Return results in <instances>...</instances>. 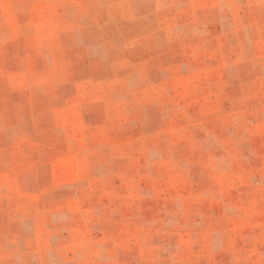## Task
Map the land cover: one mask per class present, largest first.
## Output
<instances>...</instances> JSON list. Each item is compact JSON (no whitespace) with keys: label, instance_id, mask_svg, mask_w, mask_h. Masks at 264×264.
Returning a JSON list of instances; mask_svg holds the SVG:
<instances>
[{"label":"rangeland","instance_id":"374dc122","mask_svg":"<svg viewBox=\"0 0 264 264\" xmlns=\"http://www.w3.org/2000/svg\"><path fill=\"white\" fill-rule=\"evenodd\" d=\"M0 264H264V0H0Z\"/></svg>","mask_w":264,"mask_h":264}]
</instances>
